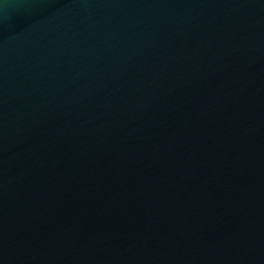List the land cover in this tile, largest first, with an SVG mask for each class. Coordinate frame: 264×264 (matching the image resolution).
Segmentation results:
<instances>
[{"label":"water","instance_id":"1","mask_svg":"<svg viewBox=\"0 0 264 264\" xmlns=\"http://www.w3.org/2000/svg\"><path fill=\"white\" fill-rule=\"evenodd\" d=\"M0 264H264V0H0Z\"/></svg>","mask_w":264,"mask_h":264}]
</instances>
